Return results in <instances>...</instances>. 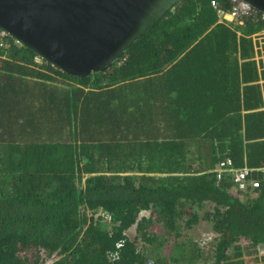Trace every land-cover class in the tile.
<instances>
[{"label": "trees", "instance_id": "obj_1", "mask_svg": "<svg viewBox=\"0 0 264 264\" xmlns=\"http://www.w3.org/2000/svg\"><path fill=\"white\" fill-rule=\"evenodd\" d=\"M218 21L211 0H181L85 78L39 64L3 37L0 264H201L204 250L181 238L207 203L212 264L257 254L264 177L252 173L260 187L239 193L214 170L225 158L264 168L262 95L246 37L263 24L248 20L238 36Z\"/></svg>", "mask_w": 264, "mask_h": 264}, {"label": "water", "instance_id": "obj_2", "mask_svg": "<svg viewBox=\"0 0 264 264\" xmlns=\"http://www.w3.org/2000/svg\"><path fill=\"white\" fill-rule=\"evenodd\" d=\"M181 0H0V31L74 77L105 71ZM264 13V0H243Z\"/></svg>", "mask_w": 264, "mask_h": 264}, {"label": "built area", "instance_id": "obj_3", "mask_svg": "<svg viewBox=\"0 0 264 264\" xmlns=\"http://www.w3.org/2000/svg\"><path fill=\"white\" fill-rule=\"evenodd\" d=\"M224 1V3L230 5L228 10L223 9L222 6L224 3L221 4L220 0H211V6L216 10L218 14L219 23L230 25L232 26V28H235V31L236 27L244 28L246 26V21L248 20L263 24V27L258 32L251 34L249 38L252 40L254 46L256 61L258 62L259 69L264 75V13L255 10L243 0ZM236 32L238 36H243L242 32ZM5 35L6 33L2 32L0 46H5V41L3 39ZM254 172H257L264 177V168L253 169L249 168L248 166L236 168L234 167V163L230 158H225L220 161L214 170L218 181L221 180L225 174H230L232 177V181L236 186V191H238L239 193H245L249 190V188L254 190L260 187V181L251 177L252 173ZM102 216L105 220H107V222H110L111 217L108 214L104 213L102 214ZM214 238L215 236L212 233L204 235L203 243L201 244V246L213 243ZM120 246L121 244H118V247ZM152 263V261L148 262V264Z\"/></svg>", "mask_w": 264, "mask_h": 264}, {"label": "rangeland", "instance_id": "obj_4", "mask_svg": "<svg viewBox=\"0 0 264 264\" xmlns=\"http://www.w3.org/2000/svg\"><path fill=\"white\" fill-rule=\"evenodd\" d=\"M212 205L210 203L205 204L200 209H196V212L198 213V217L200 218L199 222L194 226L192 229L185 230L184 235L181 240H188L189 243H197L199 247H201L204 250V257L200 261L201 264H212L213 263V252L209 250V245L201 246L203 243V237L206 234H209L211 232V224L203 220V215L206 212L212 211ZM146 216H149V211L145 213ZM154 231L160 235H164L165 238H167L166 234L164 233V230L161 226H156ZM126 234L132 239L136 236V227H132L130 230L126 232ZM257 254L254 252L253 249H250L249 252L246 253L244 259L246 264H264V261L260 260L261 256H264V245H259L256 250Z\"/></svg>", "mask_w": 264, "mask_h": 264}, {"label": "crops", "instance_id": "obj_5", "mask_svg": "<svg viewBox=\"0 0 264 264\" xmlns=\"http://www.w3.org/2000/svg\"><path fill=\"white\" fill-rule=\"evenodd\" d=\"M239 28L241 27H236V31H241V29L239 30ZM252 47H253V51H254V55H253V61H255V64H256V67H257V73H258V80L255 82L256 85H258L261 89V95H262V107L260 110H263L264 111V75L262 74V72L260 71L259 69V66H258V62L256 61V53H255V50H254V46H253V43H252Z\"/></svg>", "mask_w": 264, "mask_h": 264}, {"label": "clouds", "instance_id": "obj_6", "mask_svg": "<svg viewBox=\"0 0 264 264\" xmlns=\"http://www.w3.org/2000/svg\"><path fill=\"white\" fill-rule=\"evenodd\" d=\"M246 37H247V36H246ZM248 38H249V36H248ZM38 60H39V61H38ZM41 60H43V59H41V58H39V57L37 58V61H38L39 64H41ZM43 61H45V60H43ZM45 62H46V61H45Z\"/></svg>", "mask_w": 264, "mask_h": 264}]
</instances>
